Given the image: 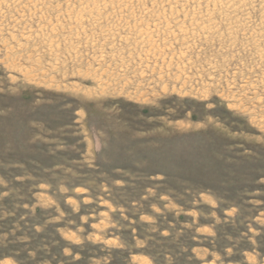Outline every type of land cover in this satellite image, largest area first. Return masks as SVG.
Wrapping results in <instances>:
<instances>
[{
    "label": "rangeland",
    "instance_id": "obj_1",
    "mask_svg": "<svg viewBox=\"0 0 264 264\" xmlns=\"http://www.w3.org/2000/svg\"><path fill=\"white\" fill-rule=\"evenodd\" d=\"M0 264H264V0H0Z\"/></svg>",
    "mask_w": 264,
    "mask_h": 264
},
{
    "label": "bare ground",
    "instance_id": "obj_2",
    "mask_svg": "<svg viewBox=\"0 0 264 264\" xmlns=\"http://www.w3.org/2000/svg\"><path fill=\"white\" fill-rule=\"evenodd\" d=\"M228 1V0H227ZM225 4V3H224ZM239 5V4H238Z\"/></svg>",
    "mask_w": 264,
    "mask_h": 264
}]
</instances>
